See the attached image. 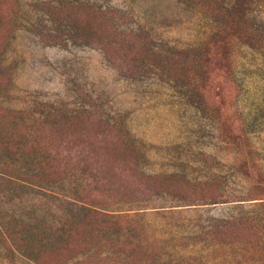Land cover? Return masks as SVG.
<instances>
[{"label": "rangeland", "instance_id": "374dc122", "mask_svg": "<svg viewBox=\"0 0 264 264\" xmlns=\"http://www.w3.org/2000/svg\"><path fill=\"white\" fill-rule=\"evenodd\" d=\"M95 3L151 32L139 53L106 23L93 43ZM73 201L145 205L143 244L83 243ZM237 208L264 210V0H0V264H38L34 246L52 264H264V226L210 235Z\"/></svg>", "mask_w": 264, "mask_h": 264}, {"label": "trees", "instance_id": "16d2710c", "mask_svg": "<svg viewBox=\"0 0 264 264\" xmlns=\"http://www.w3.org/2000/svg\"><path fill=\"white\" fill-rule=\"evenodd\" d=\"M235 5H239L238 3H234ZM95 8V12L98 16V20L96 23V27H95V32H94V37H93V43H96L97 47L101 50H103L105 52V50H108V47L110 46L111 41L108 40V35H104L103 34V30L101 29L102 24L106 23V26L108 27V29L110 30V32L120 38L121 40H125L126 41H131L130 46L133 48V50L136 53H139L140 48H143L146 44L145 42V38H142V36L144 37H150L151 32L144 27L141 24H133V25H128V21L125 22L124 19L127 16L126 12L124 10H122L119 7H115V6H108V7H103L97 3H95L94 5ZM237 11V10H235ZM219 26V28L222 31H226L228 25L227 22L223 21L221 22L220 25H217V27ZM142 38V39H141ZM107 61H109L110 63L114 62L110 59H107ZM136 69V70H135ZM139 68H136L135 66H130L126 68V72L130 73L131 72H135L138 71ZM136 73H139L136 72ZM132 77V75H129ZM23 114L22 111L19 112H13V115L16 117H21ZM18 115V116H16ZM42 117V116H41ZM38 119V118H36ZM41 119V118H40ZM4 129V128H3ZM69 175L71 174H65V176L59 178L62 181H65L66 179H71V178H67ZM40 183V182H39ZM42 183V182H41ZM157 196L159 195H166L167 197H163L162 199L164 200H169L170 198H168V192L164 191L163 193H156ZM170 194V193H169ZM158 197H154L152 199H157ZM150 199V198H148ZM77 200V199H76ZM235 201H240V200H235ZM222 201H214L213 203H219ZM224 203H229V201H223ZM80 203L78 201H73V205H75L78 210H80L81 214V208H83L84 210V215H81V220L77 223L78 225H81L79 227H84L86 230L84 229H80V230H84V236L82 238V242L83 243H92L93 246L95 247L96 245H104V244H109L112 243L114 247H130L133 246V248H138L140 245L143 244V242L140 240V237H135L134 239H132V237L130 236V234H132L131 230L129 227V223L134 220L136 217L140 215H143V213L146 212V209L148 207H146L145 205L137 207V208H130V209H126V212L128 213H122L121 210H103L100 208H96L95 206H90V204H84ZM192 205H195L196 203H190ZM238 204H241L240 202H238ZM183 205H187V204H183ZM171 206H159V207H155V208H164V209H168V211H170ZM236 208V207H235ZM145 210V211H144ZM233 210H236L233 208ZM238 213L236 214L234 211H231L230 215H224V217L221 218H216V222L209 221V226L211 227L212 233H210V235H214L221 232V230H219V226H222L224 229H228V227H231L234 225V227H238V226H242V225H246L248 226V228L254 231H258L260 230L259 225L264 226V210L262 208L259 209L260 212L259 214H251V210H245L243 208H237ZM141 211V212H140ZM143 211V212H142ZM158 211V210H155ZM124 212V211H123ZM129 212H133V213H129ZM135 212V213H134ZM180 214L183 213L182 209H180L178 211ZM138 213V214H136ZM167 213V212H166ZM229 213V212H228ZM135 214V215H133ZM168 214H170V212H168ZM133 216V217H132ZM104 218V219H103ZM108 218V219H105ZM130 218H132L131 220H129ZM141 218V217H139ZM101 219V220H100ZM89 220V221H88ZM100 220V221H98ZM123 220H125V222H122ZM113 221V222H112ZM118 222H122L125 225L123 228L122 227H117V231H109L112 228L116 227L118 224ZM76 224L75 228L78 227V225ZM113 224H116L115 226ZM237 224V225H235ZM132 226V225H131ZM100 227V228H99ZM157 228H159L156 225ZM8 229L6 224L4 222H0V231L5 234V230ZM172 229V228H171ZM74 228L71 230V233L73 232ZM104 230V231H103ZM125 230V231H124ZM33 232V231H32ZM104 233L105 236L104 238H100V240H97V238H94L95 233ZM199 231H193V233H196ZM209 232H211L209 230ZM208 233V232H205ZM224 234V232H223ZM107 235V238H106ZM109 237L112 238V240H108ZM186 236L180 237L181 239H184ZM136 241L133 242L132 240ZM6 244H8L7 239H4ZM86 240V241H84ZM130 240V241H129ZM139 241V242H138ZM56 243H60L59 241H57ZM103 243V244H102ZM54 245V247L57 248V251L59 253H66L67 251H71V250H76L79 249L82 245L81 242L78 241L76 239V241H70V239H64L63 244H59V245ZM73 246V247H72ZM132 248V247H131ZM93 249V247H92ZM85 253V252H83ZM88 253V252H86ZM47 253H42L39 249H37V247H33L32 248V253L28 254V257L30 259H34L38 264H52V262H49L48 256L46 255ZM90 255V253H88ZM102 255V254H101ZM117 259H119L121 262L119 264H131V259H132V255L129 254H125V255H115V254H109L106 255L104 258L101 256H91V257H85L84 260L82 261H78L77 264H115V262L117 261ZM117 263V262H116ZM62 264V263H60Z\"/></svg>", "mask_w": 264, "mask_h": 264}]
</instances>
